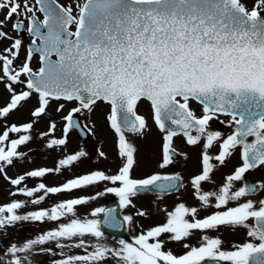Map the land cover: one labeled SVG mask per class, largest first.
Returning a JSON list of instances; mask_svg holds the SVG:
<instances>
[{"label":"snow or ice","instance_id":"1","mask_svg":"<svg viewBox=\"0 0 264 264\" xmlns=\"http://www.w3.org/2000/svg\"><path fill=\"white\" fill-rule=\"evenodd\" d=\"M8 24L13 32L26 31L32 37L26 58L18 67L14 62L23 40L5 31ZM0 40L11 42L0 53V83L10 93V101L0 108V118H7L33 96L38 102L31 111L32 122L13 124L0 134V174L11 185L59 173L86 155L79 151L60 159L55 169L31 170L15 179L7 176L6 167L14 166V161L25 155L18 149L31 141L34 123L47 115L52 101H76L79 106L62 117L63 136L49 139L47 148L66 146L69 131L80 127L74 115L90 113L102 101L110 106L106 119L117 136L118 155L123 161L114 175L94 171L58 187L41 182L34 188L17 187L13 196L30 198L36 205L48 193L108 182L114 186L105 192L114 193L121 208H126L134 206L132 197L141 191L168 193L183 187L179 174L132 178L135 148L125 133H143L146 121L136 109L140 101L147 100L155 124L165 133L159 168L173 163L177 154L174 137L183 135L190 146L203 141L202 170L190 183L201 207L218 210L201 219L197 207L180 203L172 211L164 210L165 223L141 231L131 242L120 239L119 247L112 248L100 242L101 222L95 218L104 214V223L116 226L111 211L97 208L91 219L76 215V207L88 198L69 199L24 215L18 210L26 202L13 201L0 206V228L18 221L66 222L21 246L11 245L7 249L9 264H25L27 257L22 259L20 254L33 253L37 246L50 242H55L57 249L84 248L87 253L66 256L54 264H107L110 259L115 264H264V199H245L264 189V184L236 187L249 170L264 166V0H254L251 9L242 0H70L67 6L57 0H0ZM34 55L39 56L36 69L31 66ZM21 86L25 90L17 92ZM193 100L203 105L200 117L190 108ZM64 107L59 104L56 111ZM221 115L231 117L230 126H235L226 139L219 131L209 130V122ZM56 128L51 121L41 138L54 137ZM10 133L20 135L12 139ZM217 142L219 152L212 157L208 149ZM237 148L241 149L242 165L227 175L216 191H203V183L212 180L215 166L211 161L223 165ZM40 192L45 195H36ZM136 215L146 213L138 211ZM123 220L133 224L132 216ZM250 220L254 223L249 224ZM220 226L246 228L251 239L231 251L223 250L218 237L208 235L200 237L199 246L185 242L196 232ZM86 237L95 243L90 244ZM165 237L170 242H184L187 251L180 256L165 251ZM39 251L56 254L51 248L40 247Z\"/></svg>","mask_w":264,"mask_h":264},{"label":"rangeland","instance_id":"2","mask_svg":"<svg viewBox=\"0 0 264 264\" xmlns=\"http://www.w3.org/2000/svg\"><path fill=\"white\" fill-rule=\"evenodd\" d=\"M245 5L251 9L254 0H242ZM57 3L67 6L70 0H57ZM11 36L16 38H21V34H17L11 30V24H8L5 28ZM31 36L26 35L23 40V49L14 62V66H20L26 58V42L30 41ZM9 40H0V53L10 45ZM31 66L33 69L39 67V58L34 55ZM2 74V73H0ZM23 87H17L16 91L19 92ZM10 101V93L7 88L4 87L3 83H0V108L7 105ZM59 104H64L65 107L61 112H57L56 109ZM191 110L195 115L199 116V108L194 103H189ZM38 106L37 98H33L26 102L22 107L14 110L9 114L7 118H0V134H2L7 127L15 124L17 126L29 123L33 121L31 116V111ZM79 104L66 101H52L47 109V115L39 118L37 122L34 123L33 129L31 130L32 139L26 145L20 146L19 152L25 155L14 161V166L6 167V174L8 177L15 179L20 175H24L26 172L31 170H36L40 168L55 169L57 167L58 161L67 155L75 154L79 151H84L86 155L82 157L78 162L74 163L72 166L62 169L59 173L53 172L47 174L43 178H26L24 183L20 186H13L9 180L4 178L3 174H0V206L7 205L13 201H25L26 206L18 210L20 215H24L40 209H51L52 206L66 201L69 199L76 198H88V202L76 207V215L80 219H91V212L97 208H102L104 201L102 196L97 195L98 193H106L105 189L108 187H113L114 185L108 182H101L96 185H91L85 188L74 189L71 192L62 193H48L45 196L44 201L39 204L33 205L30 202V198L24 197L22 195L13 196L11 193L16 191L17 187L34 188L39 183H44L47 187H58L67 181L74 179L79 176L89 174L94 171H102L108 175H114L118 172L119 168L122 166L123 161L118 155L117 149V136L114 130L110 127L106 117L110 112V108L107 104L103 102H97L93 106L92 112L77 113V115L82 127L86 130L88 138L86 140H80L79 137L74 133L69 131L66 139L67 144L63 148L54 147L49 149L46 147V143L51 138H61L63 136V127L65 121L62 119L63 116L74 107H78ZM198 108V109H197ZM137 114L142 116L146 121V128L143 130L142 134H126L128 141L134 146V166L131 172L133 179H144L153 174L161 175H173L179 174L182 177L183 187H180L179 191H176L172 195H158V193H138L136 196L132 197V205L126 208H122L123 216H132L133 224H127V240L131 242L133 236L140 234L141 231H147L148 229L163 224L166 222L165 209L167 211H172L174 207L180 203H184L188 207H197L199 209L198 218H204L206 216L212 215L214 212L218 211L214 207H201L200 202L194 196V189L190 183L193 176L197 175L199 171V160L204 151L203 141L200 144L195 145L193 148H187L182 144L183 140L186 138L184 136H176L173 138V148L178 154L177 161L169 165L165 169L159 168V163L162 160V145L163 136L165 133L161 132L153 119V112L150 104L146 101H140L137 105ZM55 121L57 128L54 137H43L42 133H46L49 128L51 121ZM87 126V127H85ZM91 129V131H89ZM214 130V129H213ZM219 131L222 134V138H227L231 131L214 130ZM20 134L10 133V138H18ZM195 135V133H193ZM196 148V149H195ZM200 148V152L198 151ZM219 143L217 142L212 148L208 149V154L215 157L218 154ZM239 148H237L231 157H229L226 162L221 165L216 163L212 172V180L210 182H204L202 185L203 191L211 192L216 191L218 187L222 184V180L225 179L227 175L232 174V166L228 163V160L239 164L242 162L238 155ZM100 152L104 153V156L99 155ZM237 158V160L235 159ZM211 162H215L213 159ZM232 164V165H233ZM235 166V165H234ZM264 167H262L263 170ZM263 174L246 175L251 180L257 181L260 184H264L262 180ZM236 187H240V182H236ZM116 199L119 200L114 193H112ZM262 194V195H261ZM36 195H45L43 192L37 193ZM264 196V189L255 195L249 196L245 199H252L258 202L262 200ZM96 197L95 199H91ZM229 206H235V204H230ZM258 206V204H257ZM138 211H144L145 216H137ZM98 219V217H95ZM191 219V217H189ZM66 222V221H60ZM60 222L52 221H18L13 225L0 228V262L2 264H9V256L7 254V249L11 245L21 246L24 242L38 238L41 234L48 232L57 227ZM249 224H253L250 220ZM202 235H208L209 237H218L222 241V248L225 251L234 250L235 245L243 244L248 242L251 238L247 236L246 228H236L233 229L229 226H220L217 230H206L204 233L196 232L187 241L192 246H199L201 243L200 237ZM90 244L95 243L94 239L91 237H86ZM166 240L165 251H171L174 255H183L187 249L183 247L184 242H170ZM119 239L104 236L101 239V243L108 247L116 248L119 247ZM258 243L257 241H252ZM51 248L55 255L46 252H40L39 248ZM91 250L90 248L88 249ZM84 248H65L57 249L55 247V242H50L43 246H37V249L30 254H20L21 258L25 259V264H54V261H58L66 256L71 255H86ZM107 264H115L114 260H108Z\"/></svg>","mask_w":264,"mask_h":264},{"label":"water","instance_id":"3","mask_svg":"<svg viewBox=\"0 0 264 264\" xmlns=\"http://www.w3.org/2000/svg\"><path fill=\"white\" fill-rule=\"evenodd\" d=\"M53 59H55V57H53ZM74 120L79 122L78 117L75 115H74ZM71 131H74L78 135L79 139L82 141L86 140L88 137L86 131L82 128L81 125L80 127L72 128ZM174 191L176 190H171L165 194H169ZM151 192L160 193L157 189H152L150 191H141L140 193H151ZM102 199L104 201V205L102 208H104L106 211H111V213L115 216L116 222H117L116 226H108L104 223V220H105L104 214H100L98 216V220L101 222V231L103 235L114 237L117 239L126 240L127 239V225L123 220V216L121 214V206H120L119 201L113 196L112 193H108V192L102 195Z\"/></svg>","mask_w":264,"mask_h":264},{"label":"flooded vegetation","instance_id":"4","mask_svg":"<svg viewBox=\"0 0 264 264\" xmlns=\"http://www.w3.org/2000/svg\"><path fill=\"white\" fill-rule=\"evenodd\" d=\"M21 34V38L24 40L25 38H26V35H28L27 34V32L25 31V32H21L20 33ZM31 38V37H30ZM31 43V40L30 41H28V42H26V44H25V49H26V52H27V48H28V46H29V44ZM191 103H194L198 108V110H199V116L198 117H200V116H202L203 115V105L202 104H199V103H197L196 101H190ZM189 102V103H190ZM221 121H223V123H221ZM230 122H231V117H229V116H223V115H221V116H219L218 117V119H215V120H213V121H210L209 122V130L210 131H214V130H223V131H231L230 132V134L229 135H231L232 133H233V131H234V129H235V126L234 125H231L230 126ZM214 129V130H213ZM126 134H129L130 135V133H126ZM193 134V133H192ZM228 135V136H229ZM181 136H183V135H181ZM226 139V138H225ZM253 138L252 137H249L248 138V141L249 142H251V140H252ZM182 144H184V146H186L187 148H193L194 146H190V145H188L187 143H186V139L185 140H183V142H182ZM196 149V148H195ZM201 150H203V148L201 147ZM198 151L200 152V148H198ZM218 152H219V149H218ZM218 155V154H217ZM238 155H239V157H240V159H241V149L239 148V151H238ZM199 157H200V160H199V171L197 172L198 174H200V172H201V170H202V165H201V155H198ZM177 159H178V154H176L175 155V157H174V159H173V162H175V161H177ZM236 160H237V158H235ZM211 163H213L214 165L216 164V163H218L217 161H215V162H211ZM228 163L229 164H231V166H232V170H231V173H233V171L237 168V167H239V166H241L242 165V162L239 164L238 162H236V164H233L234 162H232V161H230V160H228ZM233 164V165H232ZM235 165V166H234ZM169 167V166H168ZM262 167H264V166H259V167H256V168H254V169H251V170H249V172H247L246 174H245V176L246 175H252V176H254V174H261V173H264V169L263 170H260V169H262ZM173 175H175V174H173ZM263 178H264V174H263ZM223 181L224 180H222V183H223ZM263 182H264V180H262ZM245 184H253V185H255V184H260L259 182H257V181H254V180H251V179H249L248 177H245V180L243 181V182H240V186H244ZM180 189V188H179ZM179 189L178 190H176V191H179ZM175 191V192H176ZM261 190H259V191H257L254 195H251V196H255V195H257L259 192H260ZM175 192H173L172 194H174ZM172 194H170V195H172ZM158 195H163V194H158ZM262 195V194H261ZM262 199H264V196L262 197Z\"/></svg>","mask_w":264,"mask_h":264}]
</instances>
